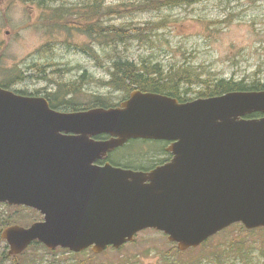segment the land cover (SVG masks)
<instances>
[{"label": "water", "instance_id": "water-1", "mask_svg": "<svg viewBox=\"0 0 264 264\" xmlns=\"http://www.w3.org/2000/svg\"><path fill=\"white\" fill-rule=\"evenodd\" d=\"M136 138L170 141V159L149 170L92 164ZM0 202L42 214L0 232L13 255L35 240L100 253L146 228L183 251L233 223L264 226V90L184 103L135 90L116 107L64 113L0 88Z\"/></svg>", "mask_w": 264, "mask_h": 264}, {"label": "rangeland", "instance_id": "rangeland-1", "mask_svg": "<svg viewBox=\"0 0 264 264\" xmlns=\"http://www.w3.org/2000/svg\"><path fill=\"white\" fill-rule=\"evenodd\" d=\"M142 1L0 0V80L12 90L45 95L49 99L48 92L58 89L70 92L77 103L86 107L96 95L108 103L126 98L124 89L108 84L112 79V61L118 58L139 66L144 64L149 69L157 65L163 74L171 77L178 70L187 69L192 72L190 79L199 74L203 79L264 82V0H177L169 5H162L164 0L151 5V0H147L139 5ZM93 4L99 19L97 14L89 18V24H85L87 19L77 21L80 14L90 12ZM108 8L116 12L110 14ZM52 9L57 12L51 13ZM88 26L93 29L90 36L76 32V28ZM111 26L140 30L131 31V36L122 40L111 34L107 38L105 34ZM181 85L187 89L184 94L187 97L206 91L196 79ZM133 88L131 85L128 90ZM123 146L109 156L132 168L146 166L155 157H165L158 149L146 150L144 146L141 149L145 151L139 152L136 143ZM115 161L111 162L120 165ZM33 212L0 204V217L12 216L19 221L31 219ZM233 238L243 239L245 243L232 244ZM213 246L226 251L221 264H264V231H248L236 223L216 235L205 248ZM7 251V243L0 239V264H12ZM53 251L50 253L42 244H33L16 262L116 264L117 257L139 256V264H185L186 261L195 264L192 258L200 257L201 246L175 253V245L164 234L149 229L136 235L133 243L123 250L108 249L92 261L89 249L81 253L67 249ZM205 257L202 264H219L207 254Z\"/></svg>", "mask_w": 264, "mask_h": 264}, {"label": "trees", "instance_id": "trees-1", "mask_svg": "<svg viewBox=\"0 0 264 264\" xmlns=\"http://www.w3.org/2000/svg\"><path fill=\"white\" fill-rule=\"evenodd\" d=\"M177 0H164V3L162 5H169V4H175ZM147 0H144L140 2L141 4H146ZM157 0H151V5H155ZM161 4H159L160 6ZM158 6V7H159ZM92 8L89 13L85 12L80 14V16L77 18V21H84L92 16L97 15V19H99V13L95 12L96 5H90ZM155 7V8H158ZM145 9V5L142 7ZM147 9H151V7H147ZM154 9V8H153ZM108 11L110 14L115 13L116 11L114 9L108 8ZM140 30V28H114L113 26L107 28V33L105 36L107 37V34H111L113 38L117 37L118 39L122 40L123 38H127L131 36V31H137ZM108 38V37H107ZM116 38V39H117ZM113 39V40H116ZM112 40V39H111ZM125 62V63H124ZM154 69H149L144 64L142 66L136 65L132 61L129 60H123L121 58L113 59L112 61V70L110 74L112 75V79L110 83L116 87V88H122L135 86L137 89L141 91H149V92H155V93H161L166 94L171 97L178 98L179 101H186L189 99H192L193 97H187L184 94L187 93V89H183L181 82L188 83L189 81H194L195 79L198 80L201 83V86L206 89L205 92L198 91L194 97H209V96H217L222 93L231 92V91H242V90H263L264 89V82L256 81L252 84H246L242 81H235L231 79H224V78H205L203 79L199 74H195L194 79H190L191 73L187 69L178 70L176 73V76L171 77L168 74H163L159 67L157 65L153 66ZM181 80V81H180ZM66 89L68 87H65ZM53 102V99H51L50 103ZM102 102V101H99ZM103 105V104H102ZM259 113H253L249 115L248 117H258ZM130 146H133L135 143L137 145H140L143 142H140L138 140H132L129 142ZM165 142L162 141H153L151 142L147 147H150L152 150L158 149L161 151V154H166L164 151ZM143 151L144 148H143ZM167 158L158 159V162H163ZM123 166H128L127 164H120ZM129 167V166H128ZM32 210V209H31ZM34 216L31 219H25V220H15V217L12 216H6V217H0V227L3 228L5 226H8L10 224L19 223V224H26L34 222L36 220L41 219V215L37 213V211L33 210ZM37 216H39V219H37ZM226 229L220 231L216 235L222 233ZM252 230H258V231H264L263 227H258ZM248 230V231H252ZM216 235L210 237L206 242H204L201 246V254L202 256L208 255L209 258L214 259L215 262H218L221 264V261L225 258V250L220 249L218 246H213L211 249H206L207 244L209 241H211ZM232 244H238V243H245L243 239L240 238H233L231 239ZM34 244H41L39 242H35ZM31 248L29 246L24 252H22L19 255L16 256H9V258L13 261L12 264H18L16 261L23 257L26 252ZM61 249V248H58ZM48 250V249H47ZM50 253H54L53 250H48ZM63 251H65L63 249ZM57 252V251H56ZM81 253V252H80ZM98 255L90 254L89 260H94ZM127 258L121 259L122 263H126ZM77 262V261H76ZM75 262V263H76ZM112 264V263H109ZM195 264H200L199 262H195Z\"/></svg>", "mask_w": 264, "mask_h": 264}, {"label": "flooded vegetation", "instance_id": "flooded-vegetation-1", "mask_svg": "<svg viewBox=\"0 0 264 264\" xmlns=\"http://www.w3.org/2000/svg\"><path fill=\"white\" fill-rule=\"evenodd\" d=\"M45 98H47V100H48L49 102H50L51 99H52V98L49 99L47 96H45ZM101 138H107V136H100V135H99V136H95V137H94L95 140H102ZM96 164H100V165H101V164H103V162H102V160H97V161H96Z\"/></svg>", "mask_w": 264, "mask_h": 264}, {"label": "bare ground", "instance_id": "bare-ground-1", "mask_svg": "<svg viewBox=\"0 0 264 264\" xmlns=\"http://www.w3.org/2000/svg\"><path fill=\"white\" fill-rule=\"evenodd\" d=\"M124 63H125V62H124ZM132 90H137V91H140V92H142V93H155V92H149V91H141V90L137 89L136 87L133 88ZM156 94H161V93H156ZM161 95H165V96L171 97V96L166 95V94H161ZM171 98H174V99H176L177 101H179L178 98H175V97H171ZM45 99L47 100V98H45ZM47 101H48V100H47ZM48 102H49V101H48ZM49 103H50V102H49Z\"/></svg>", "mask_w": 264, "mask_h": 264}]
</instances>
